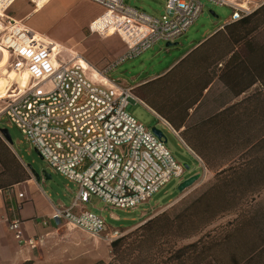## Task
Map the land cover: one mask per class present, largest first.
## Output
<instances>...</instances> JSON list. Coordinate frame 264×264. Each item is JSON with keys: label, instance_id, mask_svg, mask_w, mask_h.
I'll use <instances>...</instances> for the list:
<instances>
[{"label": "built area", "instance_id": "1", "mask_svg": "<svg viewBox=\"0 0 264 264\" xmlns=\"http://www.w3.org/2000/svg\"><path fill=\"white\" fill-rule=\"evenodd\" d=\"M15 1L0 0V50L8 53L12 71L26 73L31 83L22 91L15 87L0 100V118L6 117L21 131L53 173L77 187L69 207L52 208L39 223L48 227L65 222L112 243L122 232L86 209L91 198L110 210L136 209L170 181L181 182L185 168L150 129L127 113L130 102H139L134 88L110 75L155 45L183 37L203 15L205 5L230 9L225 22L231 24L261 8L264 0H166L161 16L127 0H85L102 9L89 23V34L117 36L124 46L100 70L83 68L76 58L66 59V49L7 15ZM30 2L36 5L35 0ZM12 197L17 208L30 201L16 185L0 190V202ZM4 221L20 250L30 252L44 243L40 236L27 235L18 218L7 216Z\"/></svg>", "mask_w": 264, "mask_h": 264}, {"label": "rangeland", "instance_id": "2", "mask_svg": "<svg viewBox=\"0 0 264 264\" xmlns=\"http://www.w3.org/2000/svg\"><path fill=\"white\" fill-rule=\"evenodd\" d=\"M127 2L154 16L163 15L166 4V0H127ZM33 7L34 4L30 0H16L12 9L14 13H12L11 7L6 13L10 17H14V14L15 16H21L28 11V8L32 10ZM97 8L98 6L95 4L85 0H51L40 15L32 16L30 19L26 17L23 19L16 17L15 19L21 20L22 24L30 27L41 23L43 31L39 32L51 38L55 36L68 42L69 45L63 44L62 46L73 50L79 59H82L88 65L89 69L100 70L108 61L119 55L122 43L117 36L100 38L90 35L83 28L85 15H97L100 12ZM230 15L231 10L226 7L205 5L203 15L183 37L175 41V46L166 47L165 43H159L137 59L119 66L110 75V79L120 80L123 84L140 83V86L135 88L133 92L139 102H130L126 107V111L144 127L150 130L156 127L162 132L166 141L165 146L171 155L180 164H186L189 167V170H185L182 181L187 180L199 171V160L182 142L184 135H175L169 127L158 120L149 107L163 117L172 127L173 125L177 126L176 122L183 117L185 119L189 111L192 112L197 107H199V110L204 109L211 104L215 97L217 87H214L211 91L204 90L207 87L204 71L211 62L217 63V61H220L228 48L237 49V52L241 53L242 56L245 53L248 58L259 52L260 46L264 44V28L252 35L246 42L244 41L237 46L229 44L230 37L226 29L220 33L217 31L220 26L225 24ZM1 53L2 50H0V60ZM64 53L66 59H74L69 51L66 50ZM259 59L260 57H258ZM240 60L234 62L233 59L230 62L231 73L238 70L235 66L239 64ZM218 63L222 64V61ZM9 64L10 59L8 57L6 70L12 71ZM240 69L242 71H240L241 79L244 80L247 86L250 78L243 77L242 74L245 71L242 68ZM1 70L2 68L0 73ZM261 75L263 77L261 84L257 82L253 88L248 90L247 98L258 94V91L262 88L264 93V75L262 72ZM242 80L239 81L235 77L236 86L242 84ZM14 89L15 87L11 86L0 91V99L7 98ZM16 89L22 91V89ZM260 100L262 107H264V96L259 99H252V102L248 103V114H255L254 108L259 107ZM254 101H257L256 107H254ZM195 103L198 104L194 106ZM257 114H259L258 111ZM190 117L191 114L187 120ZM0 129L7 130L11 139V145H9L0 133V152L6 166L21 169V176L23 175L27 179H33L31 172L34 177H39L38 180L35 178L36 182L33 181V183L37 184L45 201L35 196L29 208L34 213L39 214L47 212L50 206L53 208L69 207L77 193V187L63 176L53 173L35 149L25 140L21 131L9 124L4 116L0 118ZM184 141L188 142V140ZM27 166L30 167V170ZM1 172H3V167L0 165V174ZM4 178L5 176L1 174L0 183ZM179 183L180 179L170 181L162 190L154 194L149 201L136 209L127 211L110 210L104 207L103 203L95 197L91 198V202L86 205V209L94 214L101 215L109 227L121 230L123 237L156 215L173 208L179 209L198 196L208 186L206 183L197 181L191 187L180 192L178 190ZM19 188L26 189V185L22 184ZM259 206L261 211H264V197L259 202ZM111 214L113 217H117V220ZM41 217L45 218V216ZM230 219H223L219 221V224H225ZM141 220L142 222L139 223ZM137 223L139 224L130 228ZM45 228L40 233L36 232L37 236L43 238L44 243L30 252H23V261L18 264L112 263L113 255L110 242L102 238H93L74 229L65 222L57 225L51 223L50 226ZM197 239L193 238L184 242V244L195 242ZM214 254L224 263L229 262V253H219L216 249Z\"/></svg>", "mask_w": 264, "mask_h": 264}, {"label": "trees", "instance_id": "3", "mask_svg": "<svg viewBox=\"0 0 264 264\" xmlns=\"http://www.w3.org/2000/svg\"><path fill=\"white\" fill-rule=\"evenodd\" d=\"M262 28L264 5L251 15L227 24L223 30L228 31L229 44L237 46ZM228 52L232 53L229 62L241 59L235 66L238 70L231 73V84L235 83L240 68L246 72H243L245 78H250L246 89L257 82L261 84V72L264 75V44L250 58L245 53L242 56L234 48H228L226 53ZM262 89L258 94L248 97L247 102L263 97ZM242 92L244 91L239 93ZM261 107L254 109L264 119V107ZM262 129L264 131V122ZM1 156L0 152V165L3 167L1 174L5 178L0 183V190L10 189L27 180L21 176V169L6 166ZM230 174V179L208 185L179 209L173 208L158 214L126 236L113 241L111 264H264V212L249 210L253 196L249 194L247 186L234 179L237 173ZM228 215L235 217L225 224H217ZM193 238L198 239L184 244ZM240 243L242 245H238ZM216 249L219 253L230 254L228 263L215 256Z\"/></svg>", "mask_w": 264, "mask_h": 264}, {"label": "crops", "instance_id": "4", "mask_svg": "<svg viewBox=\"0 0 264 264\" xmlns=\"http://www.w3.org/2000/svg\"><path fill=\"white\" fill-rule=\"evenodd\" d=\"M50 1L51 0H35L36 5H34L32 10L31 8H28V11L23 15L15 16L14 14V17L12 18L15 19L18 17L19 19H23L26 17L30 19L32 16L40 15L44 7ZM15 2L11 6L12 13H14L12 9ZM97 9L100 10L97 15L92 16L86 14L84 17L85 21L83 28L87 31L89 23L97 18L102 12L100 7ZM24 25L50 39L54 43L69 45L68 42L63 41L58 37L51 35L53 37L51 38L41 33L43 31L41 23L31 25V27L26 24ZM226 25L227 23L225 22V24L220 26L217 31L220 33ZM111 37L113 36H110L109 38ZM123 50L124 46L122 44L120 46V51L122 52ZM5 54H7V52L2 50L0 60V69L2 68V70L6 69V65L8 64V55L5 60ZM231 57L232 53L228 52L223 55L220 60L222 61V64L218 63L220 61H217V63L211 62V64L205 68V84L207 87L204 88V90L211 91L214 87L217 88L216 95L211 104L204 109L199 110V107H197L192 112L189 111L188 116L185 119L183 117L180 121H177V126L173 125V127L150 107L149 109L165 120L174 129L177 136H179V134L184 135L182 142H184L193 155L199 158V171L196 172V174L200 175L199 182L214 185L219 182V180L230 179V172H235L237 173V176L234 179L238 180L241 185L247 186L249 194L253 196L251 199L252 206L249 210L260 212L261 207L259 206V202L264 197V131L262 129L264 119L262 115L257 114V111H255V114H248L246 94L247 91L253 88L257 83L249 89H246V83L241 79V72L239 70L237 72V77L239 81L242 80V84L239 86H236V83L231 84V68L229 62ZM242 76L245 77V74H242ZM214 80L215 83L213 84ZM126 85L135 89L140 86V83H126ZM240 91L244 92L239 93ZM222 95L224 96L221 98ZM256 103L257 101H254V107L257 106ZM197 104L198 103H195L194 106ZM260 106H262L261 101L259 102V107ZM190 114L191 117L187 120ZM184 140H188V142ZM31 175L33 176L32 173ZM33 179H27L16 184L17 189L25 191L27 197L30 199L29 202L23 204L19 208H17L18 202L14 197H12L9 202H0V264L21 263L23 261L24 252L20 250L11 233L8 231L4 221L5 217H16L21 220L25 233L30 236L37 235L36 232L40 233L43 229H46L39 223V221L43 219L41 216H45V218L48 217L53 207L50 206L47 209V212L39 214L36 212L34 213V211L29 208V205L33 202L35 196L43 199L37 184L33 183V181L36 182L34 176ZM22 184L26 185V189L19 188ZM233 217H235V215H228L223 219ZM113 218L117 220V217L114 216ZM141 222L142 220L139 223ZM139 223L130 228L135 227ZM219 223L220 222L218 221V224Z\"/></svg>", "mask_w": 264, "mask_h": 264}, {"label": "bare ground", "instance_id": "5", "mask_svg": "<svg viewBox=\"0 0 264 264\" xmlns=\"http://www.w3.org/2000/svg\"><path fill=\"white\" fill-rule=\"evenodd\" d=\"M55 44L59 45L60 47H63L60 44H57V43H55ZM63 48L66 49L67 51H69L74 56V58H76V60H78V62L80 63V65L83 68H86L88 66L82 59H79L78 55L73 50L66 48V47H63ZM6 56H7V54L4 55L5 60L7 58ZM29 82H30V79L26 73H23L22 75L18 76L15 72L7 71L6 69H3L0 73V91H3L6 88L11 87V86H14L18 89L24 90L28 87V85H30ZM34 87H35V85H33L32 88H34ZM8 96H7V98H8ZM7 98H3V99H7ZM3 99H0V100H3Z\"/></svg>", "mask_w": 264, "mask_h": 264}, {"label": "water", "instance_id": "6", "mask_svg": "<svg viewBox=\"0 0 264 264\" xmlns=\"http://www.w3.org/2000/svg\"><path fill=\"white\" fill-rule=\"evenodd\" d=\"M176 43H165V46L166 47H172V46H175ZM152 133L159 139L161 140L164 144H165V139H164V136L162 134V132L157 129L156 127L151 129ZM0 133L4 136L5 140L7 141V143L9 145H11V139H10V136L8 134V131L5 130V129H0ZM41 158V157H40ZM42 159V158H41ZM185 170H189V167L184 164L183 165ZM28 167V166H27ZM28 169L30 170V167H28ZM32 173V172H31ZM34 176V175H33ZM35 178L38 180L39 177L38 176H35ZM200 178V175L199 174H196V175H193L192 177L188 178L187 180H184V181H181L179 183V186H178V190L180 192L184 191L185 189L191 187L194 183H196ZM48 179H49V176H48Z\"/></svg>", "mask_w": 264, "mask_h": 264}]
</instances>
